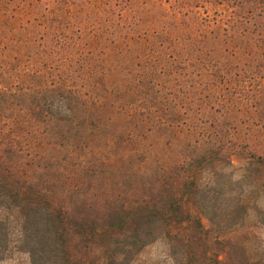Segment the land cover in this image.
<instances>
[{"label": "trees", "instance_id": "obj_1", "mask_svg": "<svg viewBox=\"0 0 264 264\" xmlns=\"http://www.w3.org/2000/svg\"><path fill=\"white\" fill-rule=\"evenodd\" d=\"M249 225L264 0H0V263L131 264L162 239L174 264H264Z\"/></svg>", "mask_w": 264, "mask_h": 264}, {"label": "rangeland", "instance_id": "obj_2", "mask_svg": "<svg viewBox=\"0 0 264 264\" xmlns=\"http://www.w3.org/2000/svg\"><path fill=\"white\" fill-rule=\"evenodd\" d=\"M229 8H226L222 2H204L202 7L198 8L201 15H207L215 19L225 15ZM234 167L237 164L234 163ZM235 173V172H234ZM236 175V174H235ZM238 242H242L246 248L247 255L255 257L260 244L264 245V229L261 226L253 227L250 225L234 236ZM0 264H28L27 257L23 253L12 252ZM131 264H174L168 256V248L164 240L159 239L144 247L135 257Z\"/></svg>", "mask_w": 264, "mask_h": 264}]
</instances>
